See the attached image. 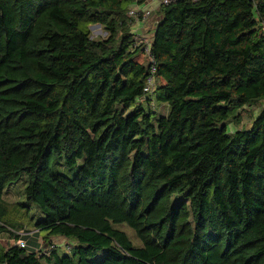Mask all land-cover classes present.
<instances>
[{
	"label": "trees",
	"instance_id": "obj_1",
	"mask_svg": "<svg viewBox=\"0 0 264 264\" xmlns=\"http://www.w3.org/2000/svg\"><path fill=\"white\" fill-rule=\"evenodd\" d=\"M132 3L0 0V264H264V107L226 128L264 99V0H172L149 54ZM21 175L27 202L10 205ZM31 202L41 242L68 252L27 244L9 216Z\"/></svg>",
	"mask_w": 264,
	"mask_h": 264
},
{
	"label": "rangeland",
	"instance_id": "obj_2",
	"mask_svg": "<svg viewBox=\"0 0 264 264\" xmlns=\"http://www.w3.org/2000/svg\"><path fill=\"white\" fill-rule=\"evenodd\" d=\"M136 0H133L135 4ZM138 2H141V0H138ZM131 6V4H130ZM139 7V9L142 10H146L149 9L152 11V15L148 20L147 23V28L145 27V31L141 32V29H138V27H136V23L133 24V27H131V31L141 34V37H137V39L141 40L145 39V37L151 38V35H153V30H154V26L156 25L157 21L160 19V15H158V13L155 12V8L158 6L157 2H153V0H148L144 3H139L137 5ZM129 9V7H128ZM127 9V10H128ZM89 30L91 31V38H100V37H105L107 35V33L102 29L101 26L99 27H90L89 26ZM149 107L151 110L156 111L159 114L162 113H166L168 112L169 108L168 106H164L161 104H157L154 101H151V103L149 104ZM264 107V99L259 100L255 105L253 106H245L243 109H239L233 112V115L238 114L239 116L236 118H231L229 119V121L226 123V128L227 130H237V129H248L251 125V122L253 120V118H255V116H257V114L260 112V110ZM80 162V161H79ZM79 162L77 164H79ZM51 167L52 169L61 172L67 176H73V174L76 172L77 170V166L74 167H69L65 164L63 157H58V158H54L52 160L51 163ZM27 184V177L25 175H21L18 180H16L15 182L9 184L6 188L8 189L5 194H4V199L10 204L13 205L14 202H24L26 203L27 200L24 196V188ZM24 213V211H22ZM22 212H13V217L9 216L10 220L12 221H17L20 223H23L25 225V227L23 229L20 230L19 233L22 232H35L37 231L38 234L33 235V233H28L27 235V240H29V243L31 244L30 246L32 247V243L34 242L35 239H38L40 242L42 241V238L45 236V231H38L30 222V220H33V223L35 221H37L40 217H41V213L39 212L38 208L35 206L34 203H29V207H28V214L27 217L22 213ZM31 218V219H29ZM118 228H120L121 230L125 231L126 234L128 235L129 239L131 240V242L136 245L139 246L140 245V241L138 240V238L135 236L134 231L129 228L126 224L122 223V224H118L117 225ZM2 236H0V246L1 247H5L7 246L9 240H8V236L7 233H3L1 234ZM4 237V238H3ZM23 237H21L22 239ZM2 240V241H1ZM41 244V245H40ZM39 244L40 248L42 249L44 248V251H49V249L51 248V245L53 246V248H55L59 253L61 252H68L69 251V247L72 246V241L65 239L63 237L60 236H51L50 239V243L49 245L46 243L41 242ZM33 248H35V246H33ZM37 249V248H35Z\"/></svg>",
	"mask_w": 264,
	"mask_h": 264
},
{
	"label": "built area",
	"instance_id": "obj_3",
	"mask_svg": "<svg viewBox=\"0 0 264 264\" xmlns=\"http://www.w3.org/2000/svg\"><path fill=\"white\" fill-rule=\"evenodd\" d=\"M146 1H148V0H141V2H138V0H136L135 4H131V6H129V9L127 11V16L132 19V27H133V24L136 23V27H138V29H141L140 33L145 31V27L147 28L148 20H149V18L152 15V11L151 10H149V9L142 10V9H139V7L137 6L139 3H144ZM171 1L172 0H153V2H157L158 3V6L155 8V12H157L160 9L161 6L167 5ZM187 1L194 2V1H197V0H187ZM133 32L135 33L136 38L137 37H141V34L135 32V29H134ZM151 37H152V35H151ZM150 39L151 38L145 37L144 41H143V39H141V40L139 39L138 42H137V44H140L141 42L144 43V49H145V51L148 54H149V42H150ZM151 61H153V60H151ZM154 71H155V66H154V63H152V66L149 68V74L145 78V82H144V86H143L142 99H144L146 95L152 94L154 89H155L156 83H155V80H154ZM18 245L20 247L27 246L26 241L23 240V239H20L18 241ZM52 248H53V246L51 245V248L49 250H51ZM44 252H48V251H44Z\"/></svg>",
	"mask_w": 264,
	"mask_h": 264
},
{
	"label": "crops",
	"instance_id": "obj_4",
	"mask_svg": "<svg viewBox=\"0 0 264 264\" xmlns=\"http://www.w3.org/2000/svg\"><path fill=\"white\" fill-rule=\"evenodd\" d=\"M22 233H23V232H22ZM28 233H30V234H31V233H34V234L32 235V237H33L34 235L38 234L37 231H35V232H28ZM1 234H3V233H1ZM1 234H0V236H2ZM3 238H4V237H3ZM0 239H1V238H0ZM22 239H23V238H22ZM23 240H24V239H23ZM1 241H2V240H1ZM28 243H29V240H27V244H28ZM40 243H41V242H40L38 239H35L34 242L32 243V247L35 246V248L39 249V247H40L39 244H40ZM40 245H41V244H40ZM43 249H44V248H43Z\"/></svg>",
	"mask_w": 264,
	"mask_h": 264
},
{
	"label": "water",
	"instance_id": "obj_5",
	"mask_svg": "<svg viewBox=\"0 0 264 264\" xmlns=\"http://www.w3.org/2000/svg\"><path fill=\"white\" fill-rule=\"evenodd\" d=\"M100 24H94V25H91L90 27H99Z\"/></svg>",
	"mask_w": 264,
	"mask_h": 264
}]
</instances>
